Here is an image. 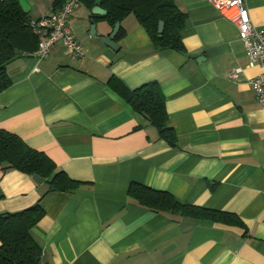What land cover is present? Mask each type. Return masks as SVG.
I'll return each instance as SVG.
<instances>
[{
	"label": "crops",
	"instance_id": "0c3cea01",
	"mask_svg": "<svg viewBox=\"0 0 264 264\" xmlns=\"http://www.w3.org/2000/svg\"><path fill=\"white\" fill-rule=\"evenodd\" d=\"M52 3L21 0L31 19ZM246 3L264 30V0ZM178 6L184 51L156 47L135 15L114 51L99 41L114 28L80 4L68 26L84 59L58 43L44 59L20 54L7 65L0 128L78 183L59 191L49 179L0 170V214L44 209L32 230L39 264H264V107L251 84L262 68L211 0ZM150 83L164 95L174 142L124 97ZM132 185L240 222L154 212L130 195Z\"/></svg>",
	"mask_w": 264,
	"mask_h": 264
},
{
	"label": "trees",
	"instance_id": "16d2710c",
	"mask_svg": "<svg viewBox=\"0 0 264 264\" xmlns=\"http://www.w3.org/2000/svg\"><path fill=\"white\" fill-rule=\"evenodd\" d=\"M67 0H53L52 11L62 8ZM92 12L95 6L107 11L105 19L114 28L121 23L116 40L126 32L122 22L135 15L148 31L154 45L169 50L184 51L181 39L186 14L178 6V0H80ZM30 16L21 5V0H0V94L7 90L11 78L7 65L20 54H33L39 49L40 39L30 26ZM165 24L159 37V24ZM18 50V53H15ZM124 97L134 111L144 115L161 132L174 142V134L167 126L168 115L164 95L157 83L146 84ZM0 170H17L34 177L49 179L54 190L67 191L77 187L65 172L45 153L30 148L20 137L0 128ZM130 195L137 202L157 213H167L224 223L240 220L230 214L205 210L179 203L168 192L154 191L140 185H132ZM44 217L41 204L17 213L0 214V264H39L42 249L32 237L33 228Z\"/></svg>",
	"mask_w": 264,
	"mask_h": 264
},
{
	"label": "built area",
	"instance_id": "2783aa9c",
	"mask_svg": "<svg viewBox=\"0 0 264 264\" xmlns=\"http://www.w3.org/2000/svg\"><path fill=\"white\" fill-rule=\"evenodd\" d=\"M211 3L223 18L238 28L250 65L262 68L261 74L253 78L251 84L256 91L257 101L264 107V30L254 24L246 0H211ZM79 5L80 0H67L60 10L30 20L34 35L40 39L36 51L39 59L48 56L58 43L65 46L72 59H84V48L68 26L69 17ZM239 71L232 72L231 77L236 78Z\"/></svg>",
	"mask_w": 264,
	"mask_h": 264
},
{
	"label": "water",
	"instance_id": "95a60500",
	"mask_svg": "<svg viewBox=\"0 0 264 264\" xmlns=\"http://www.w3.org/2000/svg\"><path fill=\"white\" fill-rule=\"evenodd\" d=\"M92 14L94 16H106L107 14V11L105 9H103L102 7L100 6H95L93 9H92ZM91 23H92V26H91V34L93 36H96L97 34V31H96V23H95V20H91ZM164 27H165V24L163 21L160 22L159 24V37H162V34L164 32ZM120 29H121V23L118 22L116 23V25L114 26V29L112 31V33L108 36V37H103V38H99V41L101 43H103L104 45H106L107 47H109L110 49L114 50V51H118L119 49V46L116 42V38L120 32ZM19 51L18 50H15V53H18ZM33 179L37 182V183H42L44 182V178L42 177H39L37 175H35L33 177Z\"/></svg>",
	"mask_w": 264,
	"mask_h": 264
}]
</instances>
